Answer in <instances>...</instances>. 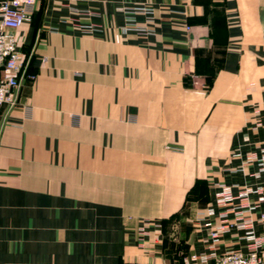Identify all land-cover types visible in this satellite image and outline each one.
<instances>
[{
	"label": "crops",
	"instance_id": "0c3cea01",
	"mask_svg": "<svg viewBox=\"0 0 264 264\" xmlns=\"http://www.w3.org/2000/svg\"><path fill=\"white\" fill-rule=\"evenodd\" d=\"M136 5L147 33L121 29ZM15 34L0 264H182L171 229L184 264L245 253L247 228L210 237L237 210L264 236V0H38ZM224 187L252 208L218 204Z\"/></svg>",
	"mask_w": 264,
	"mask_h": 264
},
{
	"label": "built area",
	"instance_id": "2783aa9c",
	"mask_svg": "<svg viewBox=\"0 0 264 264\" xmlns=\"http://www.w3.org/2000/svg\"><path fill=\"white\" fill-rule=\"evenodd\" d=\"M38 0H0V110L3 105L14 106L18 102L19 91L21 87V77L24 70V55L19 48L15 31L26 21L30 20L36 10ZM125 12L128 14V22L121 29L127 32L129 29L136 30L139 33H147L148 26L138 25L134 15L136 13H145L152 18L153 9L148 5H136L127 7ZM34 76H30L33 78ZM254 157L248 158L252 160ZM261 171L264 172V163ZM252 188H245L239 195L235 196L229 187L222 188L218 194L217 203L222 206H232L235 200L239 199V206L250 210L252 207L249 202V194L253 192ZM234 208H230L232 210ZM209 213H214V208H209ZM243 211L237 210L235 215L242 218L241 223L225 222L220 224L210 232L212 244H216L220 237V232L228 227L236 226L238 228H247L246 238L249 241V251L229 250L220 255L193 254L186 262H199L204 264L213 257L212 264H264V256L261 253V246L264 244V236H257L253 229L254 220L251 217L242 216ZM264 220V214L262 215Z\"/></svg>",
	"mask_w": 264,
	"mask_h": 264
},
{
	"label": "rangeland",
	"instance_id": "374dc122",
	"mask_svg": "<svg viewBox=\"0 0 264 264\" xmlns=\"http://www.w3.org/2000/svg\"><path fill=\"white\" fill-rule=\"evenodd\" d=\"M176 234L177 233L175 229L169 230V232L167 233L168 243L171 242L169 243L170 245H173L174 243L177 244V246L175 247L176 249L175 250L173 249V251L175 252V255L177 256L179 263L182 262V264H184V261H182V259L185 257L187 253L186 245L181 240H178L177 242L175 241Z\"/></svg>",
	"mask_w": 264,
	"mask_h": 264
}]
</instances>
